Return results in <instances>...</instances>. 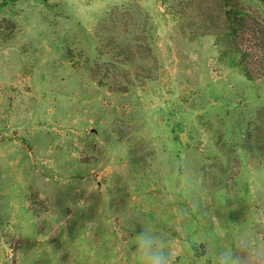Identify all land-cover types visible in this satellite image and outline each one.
Listing matches in <instances>:
<instances>
[{
  "label": "rangeland",
  "instance_id": "374dc122",
  "mask_svg": "<svg viewBox=\"0 0 264 264\" xmlns=\"http://www.w3.org/2000/svg\"><path fill=\"white\" fill-rule=\"evenodd\" d=\"M228 1L0 0V264H129L148 226L212 264L264 215V7Z\"/></svg>",
  "mask_w": 264,
  "mask_h": 264
},
{
  "label": "clouds",
  "instance_id": "9594fccd",
  "mask_svg": "<svg viewBox=\"0 0 264 264\" xmlns=\"http://www.w3.org/2000/svg\"><path fill=\"white\" fill-rule=\"evenodd\" d=\"M135 227L132 225L130 232H135ZM128 250L129 264H176L179 259L170 237L151 226L129 236ZM212 264H264V215L251 225L244 222L238 226L232 244L217 251Z\"/></svg>",
  "mask_w": 264,
  "mask_h": 264
},
{
  "label": "trees",
  "instance_id": "16d2710c",
  "mask_svg": "<svg viewBox=\"0 0 264 264\" xmlns=\"http://www.w3.org/2000/svg\"><path fill=\"white\" fill-rule=\"evenodd\" d=\"M258 1L264 7V0ZM224 5H228L229 8L226 9L227 6ZM223 7L225 8L224 15L226 19L228 18L229 20H232L234 18H237L238 10L235 8V6L230 5L228 0H224ZM208 34L212 36L213 44L219 47V58L221 60L227 61V63L232 67H239L249 79H252L246 69L248 67L245 63V57L243 56L240 47L236 42L233 41L232 34L229 31L216 32L214 30L210 31V33Z\"/></svg>",
  "mask_w": 264,
  "mask_h": 264
}]
</instances>
